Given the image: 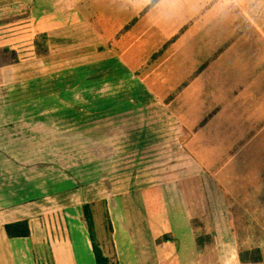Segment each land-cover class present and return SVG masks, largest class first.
Instances as JSON below:
<instances>
[{
	"label": "crops",
	"instance_id": "obj_1",
	"mask_svg": "<svg viewBox=\"0 0 264 264\" xmlns=\"http://www.w3.org/2000/svg\"><path fill=\"white\" fill-rule=\"evenodd\" d=\"M117 1L135 13L125 25L113 23L117 11H109L116 17L111 22L94 14L88 0H0V264H96L81 203L60 197L62 187L76 188V182L22 179L44 172L38 164L48 159L46 146L70 142L56 131L76 126L79 106L84 107L79 113L86 117V128L94 119L128 113L138 117L119 127L132 130L131 138L124 135V147L113 154L102 151L99 159L106 165L89 167L109 175L119 153V159L134 161L124 166L132 181L123 182V190H114L118 181L100 187L108 194L105 210L112 230L103 238L101 228L99 244L110 264H264L263 244L256 247L263 250L260 263L239 259L251 225L264 221L230 217L220 204L200 200L207 185L211 189L225 176L230 187L248 185L253 170L260 172L257 176L264 170V161L253 158L248 149L264 144V72L258 74L264 52L249 60L237 55L238 50L235 56L241 59H233L228 57L229 46H206L199 30L212 25L215 10L208 17L198 9L185 11L165 26L150 8L155 3L141 7L134 0ZM136 17L138 21L118 37ZM205 17H211L210 23L205 24ZM144 18L153 24L140 37L129 34ZM193 31L196 40L189 38ZM40 34L48 37V58L36 56L34 41ZM114 38L121 57L108 47ZM170 43L171 54L165 53ZM262 46L264 50V42ZM78 48L87 51L70 55ZM155 60L170 77L152 71ZM125 82L132 83L125 87ZM221 82L228 84L223 87ZM119 83L121 90L107 93L108 86ZM152 85L163 92V102ZM260 88L261 93H254ZM223 105L228 109L221 110ZM144 112L148 120L141 116ZM114 141L104 136L101 145H116ZM160 142L167 148L159 149ZM159 156L164 161L157 162ZM32 162L37 166L27 167ZM46 170L47 177L58 175L54 166ZM21 220L29 221L30 236L9 238L5 225Z\"/></svg>",
	"mask_w": 264,
	"mask_h": 264
},
{
	"label": "rangeland",
	"instance_id": "obj_2",
	"mask_svg": "<svg viewBox=\"0 0 264 264\" xmlns=\"http://www.w3.org/2000/svg\"><path fill=\"white\" fill-rule=\"evenodd\" d=\"M88 1H89L88 8H91L94 14L102 15V17L109 22H111V20L116 18L109 16V11L111 10L117 11L116 14L117 20L113 21V23L119 21L121 25H125L132 19V17L135 16L133 9L125 5L124 2L119 1L118 3L117 0H107V1L88 0ZM153 3H156V1H154ZM17 5L18 4H14V7H16ZM150 8H153V5ZM196 9H198L199 12H202L207 17L210 12H211L210 14H212L213 10H215L216 12L215 13L216 18L213 20L212 25H205L206 31L204 29L199 30L201 34V35L199 34V40L201 37V40H203V42L206 43V46L210 48L219 46L221 47L220 49L229 46L228 50L230 49V47L232 49L229 52L228 57L230 56L231 58L235 56L238 50L240 52H238L239 54L237 55H240L241 53L242 57L245 56L249 60L250 59L254 60L255 57H259L261 54H263L264 50H263L262 42H264V0H199L198 5H196ZM111 14H115V13H111ZM207 17H205L206 18L205 24L210 23L209 20L211 19V17H209V19H207ZM144 19L146 21H144L142 25H140L143 27H141V29L139 28V30L141 31L136 32L137 28L140 26L137 27L135 26L134 27L135 29L133 28V30L129 34L133 33L136 36V34L139 33L138 36L140 37L142 31L145 30L148 24L152 23V22L149 23V19L146 18ZM95 23L97 24L96 21ZM96 24H93V26L97 27ZM167 24L164 25L167 26ZM97 25L101 27V25H99V18ZM114 27L116 28L117 26ZM195 28H196V24L193 23V30ZM214 28L216 29L213 31ZM109 29L111 30L112 27H110ZM123 34L124 33L120 32L118 34V37ZM187 34L188 32L186 31L182 33V36H180L182 37L181 39L182 42L186 40L183 37V35H187ZM191 35H193L189 37L191 40L197 39L196 38L197 34H194V31L192 32ZM106 37L108 39V37H110V34H107ZM115 41L116 38H114L113 42L112 41L110 42V45L108 44V47L111 46L114 56L119 57L120 55L117 51L118 45H116ZM172 45L174 46V43L170 45V48H167V50H165V53L169 52V54H171ZM96 49H99V47ZM81 50L87 51L86 48L72 49L73 53L70 55H73L76 52L80 53ZM140 52L134 51V53L138 55H140ZM154 52H158V51L154 50ZM209 52H212V50H209ZM48 56H50V50ZM241 56L240 57L235 56V58L241 59ZM157 60H155L156 63H154V65L151 67L153 68L152 71H155L156 75H164L165 74L164 71H161L159 69L160 65H158ZM239 64L241 65L242 63L239 62ZM188 65L191 66L192 62L190 61ZM232 67L233 69L236 68V63L232 65ZM157 69H159V71H157ZM261 71L264 72V63L258 65V72H259L258 74H260ZM227 72L229 73V71ZM166 76L170 77V75H164V77ZM220 80L223 81V78L222 79L220 78ZM248 82L249 80H246L245 84H247ZM127 83L129 86L132 82H125V87H128L126 85ZM143 83L148 85V87L150 86V82L146 81ZM153 84L159 85L158 83L155 82H153ZM225 84L228 83L221 82V86L224 87ZM121 85H123V83H119V85L108 86L107 93L116 94L117 91L121 88L120 87ZM157 85L156 87L155 86L153 87L152 85V89L154 90L155 88L156 93L162 96L160 98V101L163 102L165 96H163V92L157 90L159 89ZM254 93L256 94L261 93V88L254 89ZM223 109H228V107L226 105L225 106L223 105L221 107V110ZM83 111H84V107L79 106L78 118L76 119L77 122L76 126H71V127L62 126V128L56 131L61 133V136L69 137L70 142H67L66 144H61L60 146H46L47 154H45V157L48 159L45 161H40L38 164L45 167L44 172L41 171L34 172L27 176L25 175L24 177H22V179L23 181H25L24 179L26 178H28V180L37 181V179L41 180L43 178H44L43 180L47 178H51V179L56 178L57 180L60 178L61 182L68 181L69 179L76 182V188L75 187L68 188L67 186L62 187L61 188L62 194H60V197L62 201H68L70 200L68 196H70V198L76 200L77 203L79 204L81 203L82 206L84 204H89L90 206L89 210L94 217L95 238L97 240L98 245L100 246L99 234H101L102 231L101 228H103L104 230L102 231L103 234H101V236H103L104 238V236L107 235V229H108L107 221L109 219L107 216V212L105 210V205L107 202L106 198L108 197V194L106 192H101L102 190H100V187L110 188L111 186H113L112 184H116V181H118L119 183L117 186L120 188L116 187V189L114 190H117L116 192H118V190H123L124 188L121 187L124 186V183L125 185H127L132 181V176L129 174L128 171H126L127 169H125L124 166L126 165V167L128 168L131 166V164L134 163V161L125 162L126 161L125 159H119V154H120L119 153L118 156H116L117 159L114 160L112 163L113 164L112 168L115 171H112L109 175L106 173V170L104 171V168H103L104 172L102 173L101 171L100 173L99 170L95 172L94 171L91 172L89 170V167L91 164L93 165V167H96V169L100 167H104L106 165L103 164L104 160L102 161L101 159H99L101 152L103 151V153L109 152L110 154H113L118 150L122 149V147H124L123 145L124 142H122L124 139V135L126 134L130 135V137L128 138H131L132 130L130 127L128 128L127 131H124L123 128H119V127H122L123 125L129 126V123H132L134 120H137L138 117L133 118V113H128L122 115L121 117L114 116L112 118V116H109L108 118L105 117L104 120L94 119L92 127L90 126L89 128H86L85 127L86 117H84V115H81L79 113L81 112L83 114ZM141 116L145 120H148L147 112L141 113ZM29 118H31V116H29ZM66 119L67 118L64 119L62 118V120H66ZM161 120H163V117L162 119H160V121ZM108 127H110L111 129L106 130ZM32 131L33 134L36 133V130H32ZM104 136L110 138L114 137L115 138L114 143L116 145L109 143L108 144L106 143L105 145H101V141ZM117 138L121 139V142H119V144L118 141L116 140ZM161 138H163V136H160L158 140H160ZM261 139H264V135H262ZM91 142L93 144H91ZM160 143L161 145L158 146L159 149L163 150L167 148V146H165L163 142ZM127 144H129V142ZM175 147L176 148L179 147L177 141ZM54 149H55L54 152L56 153L55 155L52 154ZM248 149L253 154V158H260L259 159L260 162L264 161V144L259 146L257 145L256 147H254L253 145ZM159 157L160 159H158L157 162L164 161V158H161L162 156ZM248 160H246V163H248ZM32 166H37V163L32 162L27 165V167H32ZM53 166L55 167L54 174H58V175L53 177L51 176V174H49L50 177H47L46 168L52 169ZM262 167L264 168V165ZM223 170H225L224 172H227V167L226 169ZM126 172H128V174L124 178L122 174H125ZM239 172L244 174V170L242 169H240ZM253 173H254L253 177L246 179L247 182L249 183L248 185L237 184L236 186L230 187L231 185L229 183V176L223 177L222 180H220V183L219 184L217 183L218 185L216 186L211 185V189H209L210 187L209 185H207L204 188V191L200 193V200L203 199L205 201L213 202L214 205L220 204L223 208L221 212L226 213L230 217H234L235 214L238 218H240L238 215L242 217H248L249 220L254 221L253 223H255L259 219L264 221V170L262 171V174L258 176L257 173L260 174L259 171L253 170ZM22 185H24V182ZM69 189H71L72 191L70 195H68L70 192L68 191ZM231 189H235L236 191H232ZM66 190L68 192H66ZM262 225H260L261 227L258 226V224L251 225L252 229H250L249 231L251 232V234L248 232L249 239L241 243L240 248L242 250H249V249L251 250V248L254 249L261 244H263L262 248H264V232L262 231L264 229V223ZM239 228L241 229L242 226L240 225ZM243 232L245 233V231ZM260 250L261 252L263 251L262 249Z\"/></svg>",
	"mask_w": 264,
	"mask_h": 264
},
{
	"label": "trees",
	"instance_id": "obj_3",
	"mask_svg": "<svg viewBox=\"0 0 264 264\" xmlns=\"http://www.w3.org/2000/svg\"><path fill=\"white\" fill-rule=\"evenodd\" d=\"M138 17L134 18L121 33H125L129 28H131L137 21ZM35 53L39 58H47L49 55L48 48V37L46 34H40L34 41ZM155 58V57H154ZM89 204H84L82 206V211L87 225L88 233L93 245L94 255L96 264H110L109 259L104 255L102 249L97 243L95 238L94 229V217L90 212ZM107 234L112 230L110 220L107 221ZM5 231L9 238H26L31 234L30 225L28 220H21L14 223L6 224ZM167 237V236H166ZM164 237L163 239H168ZM197 242L201 244V239H197ZM239 259L242 263H260L262 261V254L259 248H254L251 250L239 251Z\"/></svg>",
	"mask_w": 264,
	"mask_h": 264
},
{
	"label": "clouds",
	"instance_id": "obj_4",
	"mask_svg": "<svg viewBox=\"0 0 264 264\" xmlns=\"http://www.w3.org/2000/svg\"><path fill=\"white\" fill-rule=\"evenodd\" d=\"M141 6H148L153 0H134ZM199 0H157L153 5L152 11L156 13V21L161 24L169 23L174 17L188 11H195Z\"/></svg>",
	"mask_w": 264,
	"mask_h": 264
}]
</instances>
